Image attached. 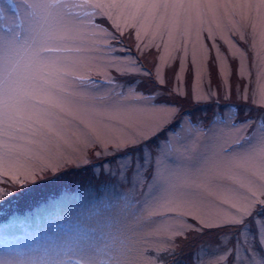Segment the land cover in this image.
<instances>
[{"label": "snow or ice", "instance_id": "1", "mask_svg": "<svg viewBox=\"0 0 264 264\" xmlns=\"http://www.w3.org/2000/svg\"><path fill=\"white\" fill-rule=\"evenodd\" d=\"M229 57L243 88L206 132L163 97L229 100ZM66 163L106 177V215L43 249L5 242L0 264H170L205 235L219 251L197 264H264V0H0V202Z\"/></svg>", "mask_w": 264, "mask_h": 264}, {"label": "rangeland", "instance_id": "2", "mask_svg": "<svg viewBox=\"0 0 264 264\" xmlns=\"http://www.w3.org/2000/svg\"><path fill=\"white\" fill-rule=\"evenodd\" d=\"M206 36L207 34L204 33ZM166 38V37H165ZM126 45L131 47L134 44L132 42L125 41ZM242 47H247L242 45ZM222 51L227 53V48L221 44ZM157 53L155 49L151 50L150 54H146L142 60V63L146 68L151 69L152 63L155 61ZM215 58V53H210L209 68L212 74V88H217L219 81L217 79L216 68L212 66V60ZM229 61L233 70V75L231 77L232 84V95L229 100H225L223 89L220 90L219 100H213L211 104H194L189 97L188 99L182 100L176 96H167L165 93L163 99L170 104L177 105L181 110V115L185 112L190 114V119L193 123L197 121H203L204 130L207 132L208 123L213 118V112L218 111L216 104H219L220 109L223 108L225 103L236 104L237 98L235 94V89L239 83L241 90L243 88L244 81H237L235 76L236 62L229 57ZM251 62V53H249V63ZM178 69V62L173 64L172 67L165 68V77L168 80V87L171 88L173 85V77L175 71ZM214 69V71H213ZM93 79L101 80V76L93 74ZM193 80V70L189 62L188 70L185 76L184 87L190 89ZM255 77L253 76V82ZM123 82V80H122ZM135 86V85H134ZM152 85L145 81L143 85L140 86L139 91L144 94H150ZM251 107L248 105H240V119H243V111L245 108ZM185 111V112H184ZM253 115H255V109L253 110ZM145 117L140 114H133L129 119L132 123H135L138 119H144ZM180 117L178 116L177 119ZM175 131L179 129L175 128V125L171 126ZM251 133H249L250 135ZM165 140V135L162 133L159 137L155 138L152 141H149V147L153 150H156V145L162 143ZM89 159L95 160V157L92 151H89ZM67 168H76L77 174H82L84 177L90 180L87 185L84 186L83 181H80V195L76 193H64L60 195L55 200L36 202L33 209L25 211V208H19L16 211L13 210L10 214L14 218L5 219L6 214L0 213V251H3L5 242L7 246L14 251L21 253L27 252L33 248L43 249L47 247L50 243L55 241L57 237H63L65 235H76L78 232L83 230L86 227H92L96 225V222L101 218V216L106 215V210L104 205L108 200L110 193H106L103 187H97L95 184L94 178L90 179L91 172L85 171V169L90 170L88 165L81 164L77 166L76 163H66V165L56 174V178L63 180V175L66 174ZM93 168L91 167V171ZM95 174L96 172L93 170ZM53 176L49 171L44 174L46 176ZM80 175V176H82ZM70 176V175H69ZM92 177V176H91ZM68 178V177H67ZM39 179V178H37ZM98 181L99 178H96ZM103 184L106 182V177L101 176V181ZM14 188L17 191H21L18 185H14ZM40 188H38L39 190ZM93 190L97 191L96 195H93ZM122 191L126 192L127 189ZM182 243L183 249H178L179 252L175 255H182V260L179 262L174 261L176 264H197V259L203 257L207 259L209 256L217 253L219 249L216 247V242L213 236L205 235L204 237L197 240H190L188 242ZM205 244L204 251H201V244Z\"/></svg>", "mask_w": 264, "mask_h": 264}, {"label": "trees", "instance_id": "3", "mask_svg": "<svg viewBox=\"0 0 264 264\" xmlns=\"http://www.w3.org/2000/svg\"><path fill=\"white\" fill-rule=\"evenodd\" d=\"M214 71V69H213ZM93 162H95V160H93ZM89 169L90 170H87L85 169V171H90L91 172V175L92 176H97V174H92L94 173L93 170L91 171V165H88ZM66 174L63 175V180H60V179H57L56 176L53 177V176H46L44 177V179H37L36 183L32 184H28L27 187L21 191H23V194L22 195H14L13 198L14 201H15V198L17 197L18 200H17V204L21 203V202H28L27 204L28 205H33V203L35 202V200L37 202H42V201H45L47 198H50L54 193L53 192H57V191H60V190H64L66 188H69V187H73L74 185L77 186L75 183L77 181H83V185L85 184L84 180L81 179V178H84V175L82 174H77L76 171V168H67L66 169ZM89 172V173H90ZM70 175V176H69ZM82 175V176H80ZM68 177V178H67ZM86 184L88 183V178L86 179ZM97 184L99 186H101L103 184V180L101 181V176H99V180L97 181ZM89 186V184L87 185ZM38 188H40L38 190ZM8 199H6L4 202H0L1 205L5 206L7 204ZM13 201V202H14ZM10 204H14L12 202H9ZM189 244V242H188ZM184 246V245H183ZM180 249V248H178ZM183 249V247H182ZM179 250H177L176 253H178ZM182 255H175L174 257H172L170 259V264H176L177 261L179 262L180 260L183 259V257H181ZM176 261V263L174 261ZM180 264V263H179Z\"/></svg>", "mask_w": 264, "mask_h": 264}]
</instances>
